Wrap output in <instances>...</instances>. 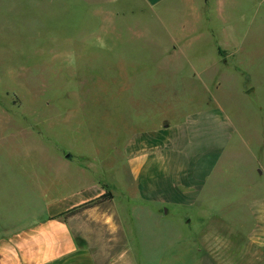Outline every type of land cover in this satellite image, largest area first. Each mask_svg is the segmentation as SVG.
<instances>
[{
	"label": "rangeland",
	"instance_id": "1",
	"mask_svg": "<svg viewBox=\"0 0 264 264\" xmlns=\"http://www.w3.org/2000/svg\"><path fill=\"white\" fill-rule=\"evenodd\" d=\"M61 1L0 0V169L20 174H0V220L42 219L57 192L48 187L53 180L35 176L75 182L82 163L93 169L68 191L95 179L114 193L113 201L77 211L92 221L96 264H237L246 245L234 233V211L205 206L231 200L239 178L264 157V6L253 13L251 0L210 2L221 39L232 42V49L211 50L200 0H177L174 15L159 23L131 15L135 4H109L125 16L113 19V39L105 35L110 18L83 20L79 5ZM103 42L136 46L95 49ZM208 106L227 129L219 179L209 189L218 195L188 206L143 199L126 167L127 146ZM159 157L163 168L166 156Z\"/></svg>",
	"mask_w": 264,
	"mask_h": 264
},
{
	"label": "crops",
	"instance_id": "2",
	"mask_svg": "<svg viewBox=\"0 0 264 264\" xmlns=\"http://www.w3.org/2000/svg\"><path fill=\"white\" fill-rule=\"evenodd\" d=\"M176 1L62 0L61 2L64 4L63 8H65V3L73 2V9L76 4L79 5L82 8L81 18L83 20L91 17L94 19L98 16L110 18L111 24L109 30H105V35H111L110 39H113L111 38L114 33L112 31L116 28L112 26L113 19H122L125 16H122L124 13L120 15L121 12L108 10L109 4L119 2L135 4L139 11H130L131 15L137 18L151 17L159 23L174 15L172 10L176 8ZM200 1L206 7L200 20L202 26L207 29L208 44L206 45H210L211 50H215V45H220L226 50L232 49L231 38L221 39L219 30L214 26V14L208 6L214 0ZM231 1L235 3L236 0ZM247 1L237 0V4L245 6ZM251 1L254 4L253 13L264 6V0ZM225 8L218 13L217 18L220 14L223 16L225 10L234 9L233 7ZM210 25L214 28L212 29ZM221 32L225 34L224 31ZM98 45L99 47L95 49L107 52L134 51L136 46L114 42H103ZM164 50L171 53L175 47L171 46ZM226 133L227 129H225V122L220 112L215 110V107L208 106L189 114L184 121L173 123L163 121L153 129V132L144 134L137 143L136 140L130 142L125 151V163L138 194L148 201L186 206L202 194L218 195L210 190L215 188L219 179L216 173L220 158L218 149L225 146ZM158 154L166 156L167 164L163 167L164 170L161 166L163 161L160 160ZM59 160H63L67 167L71 166V157L63 156ZM77 164L74 168L78 173L73 172L72 176L75 182H70L65 176L54 179L50 172L35 176L55 180L49 183L48 187L57 192L55 197H49L45 203L43 209L46 213L43 218L41 217L42 219L30 222L0 220V264H96L90 252L93 237L89 234V227L92 221L77 218V212L57 217L75 209H79V212L81 206L93 204L104 194L101 183L95 179L84 190L80 187L74 191H68L70 183H81L79 175L86 171L91 173L90 170L93 169L91 165ZM12 173L11 170L0 172L5 178L10 177ZM13 175L20 176L18 173H13ZM71 175L69 174V178ZM239 175L242 177L241 173ZM244 175H246L244 179L238 176L240 180L238 179V186L231 200L223 199L217 204L213 201V204H207L205 208L208 207L206 210L220 208L234 211L232 214V220L235 222L234 233L246 245L244 247L246 251L243 250L240 254L237 264H264V157L261 160L257 159L254 166ZM110 192L112 195L110 201H113L114 193L112 190ZM227 202L230 204L225 205ZM107 218L102 221L106 222ZM218 264H220L219 261Z\"/></svg>",
	"mask_w": 264,
	"mask_h": 264
},
{
	"label": "trees",
	"instance_id": "3",
	"mask_svg": "<svg viewBox=\"0 0 264 264\" xmlns=\"http://www.w3.org/2000/svg\"><path fill=\"white\" fill-rule=\"evenodd\" d=\"M100 186H101L102 190L104 191V194L96 202H94V203H98L100 201L111 200L112 199L111 193L107 190V187L108 186L107 185H100ZM88 205H90V204H84L83 206L80 207V209L85 208V207H88ZM78 210L77 209L71 210V211L67 212L64 215L62 214V215H59L57 217L72 215V214L76 213Z\"/></svg>",
	"mask_w": 264,
	"mask_h": 264
},
{
	"label": "water",
	"instance_id": "4",
	"mask_svg": "<svg viewBox=\"0 0 264 264\" xmlns=\"http://www.w3.org/2000/svg\"><path fill=\"white\" fill-rule=\"evenodd\" d=\"M67 158H69V156H67Z\"/></svg>",
	"mask_w": 264,
	"mask_h": 264
}]
</instances>
